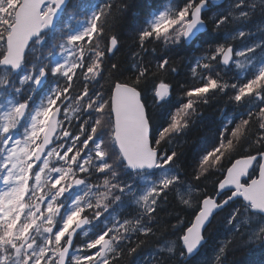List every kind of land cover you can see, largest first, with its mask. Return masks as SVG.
Instances as JSON below:
<instances>
[{
	"label": "snow or ice",
	"instance_id": "1",
	"mask_svg": "<svg viewBox=\"0 0 264 264\" xmlns=\"http://www.w3.org/2000/svg\"><path fill=\"white\" fill-rule=\"evenodd\" d=\"M65 2L0 0V67L17 69L32 39L51 24ZM113 2L109 0L93 11L86 27L66 37L58 52L62 62L50 69L45 65L38 74L30 71L22 78L21 84L31 82L33 88L49 71L61 81L41 101L23 134L17 137L14 133L25 116L27 101L11 105L6 114L0 115V264H120L125 255L131 257L150 236L156 235L149 225L156 219L157 208L185 181L175 175L164 176L136 196L131 184L116 180L113 165L121 161L127 169L141 174L145 170L178 167L177 151H161L162 144L170 143L171 138L188 128L197 110L194 98L207 104L210 94H223L226 90L228 101L236 106L248 104L249 110L219 132L215 145L193 169L196 183L188 189L189 198L181 196L180 202L183 208L196 209L195 213L189 223L185 224L180 216L171 226L176 229L184 225L177 236L184 249L181 256L198 249L205 238V225L229 201L239 198L242 205L227 220L234 232L221 242L217 264L229 245L242 235L237 223L241 211L246 215L240 222L245 224L247 213L264 214V65L256 67L250 78L242 82L228 83L219 72L210 74L216 65L232 64L246 70L252 63V53L261 44L235 52L228 42L205 49L189 70L192 84L183 93L185 102L153 141L149 136L147 105L139 89L149 69L141 65L134 79L109 81L105 77L104 83H111L109 94L105 93L104 84L94 92L90 87L105 72L106 55L119 44L109 30ZM209 3L210 0H186L175 11L160 12L138 33L139 48L145 50L146 43L152 41L167 46L189 40L198 26L204 25L202 10ZM257 3L264 4V0H252L249 7L254 8ZM243 6L244 0H238L233 9ZM229 17L246 20L249 12L220 16L213 31L227 23ZM245 35L239 32L232 39ZM85 51L93 55L86 59ZM116 69L113 63L108 72ZM167 71L175 72L176 67L165 59L155 66L152 75ZM169 94L168 84L162 80L155 83L154 103ZM257 172L258 178H252ZM209 175L215 185L213 192L193 197V187L199 189ZM245 177L249 179L245 181ZM74 188L80 189L81 194L72 200L70 210L62 213V198ZM220 193H225L222 199L218 198ZM122 197L132 198L136 205L134 217L103 222L93 236L85 232L87 239L74 244L78 230L99 221ZM134 234L136 241L132 240ZM256 242H264V226L247 240H241L240 246ZM168 243L167 249L158 250L171 254L175 241Z\"/></svg>",
	"mask_w": 264,
	"mask_h": 264
},
{
	"label": "trees",
	"instance_id": "2",
	"mask_svg": "<svg viewBox=\"0 0 264 264\" xmlns=\"http://www.w3.org/2000/svg\"><path fill=\"white\" fill-rule=\"evenodd\" d=\"M228 1L232 2L231 9L226 10L225 8L220 10L215 7L203 15V19L207 24V29L191 44L185 45L184 41H182L180 44L166 46L161 41H152L146 43L145 50H141L136 38L138 33L147 27L146 20L148 17L154 16L166 9L169 10V7L165 5L167 3L171 5L170 10L175 11L182 6L186 0H114L109 11V30L115 34L119 44L113 55H106L105 72L102 73L101 77L96 81L92 82L90 86L92 91H96L101 84H104L105 93L109 94L111 83L105 84V77H107L109 81L114 79H134L136 71L141 65L149 69L139 89L142 94V100L147 105L150 135L151 140L154 141L159 135V132L168 126L171 116L181 104L185 102L183 93L192 84L189 70L195 64L196 59L203 54L205 49L226 42L236 48L244 45L261 44V47L257 48L254 52L255 63H258L263 58L264 4L257 3L254 8H250L249 4L252 3V0H247V3L245 2L242 8L233 9V5L237 3L238 0ZM108 3L109 0H70L61 20L56 24L55 28L42 35L41 38L44 39V46L40 49L39 54H36L33 58H30V54H27L22 69L30 70L33 68V74L41 65H47L50 69V57L59 49L70 30L76 29L82 18H88L93 11L100 9ZM241 11L249 12V18L246 20L234 21L229 17L227 23L213 31L216 19L220 16H227L229 12H234V14H236ZM236 31H243L246 35L233 40L232 36ZM236 41H238L237 44ZM85 47L87 48V46ZM32 48L39 51V48L35 47V44L32 45ZM137 53L139 54L138 56L136 55ZM84 55L87 59L91 57L93 53L85 51ZM165 59L169 61V65L176 67V71H167L166 73L152 75V72L155 71V66ZM113 63L117 65V69L109 73L108 69ZM133 65H135V70ZM216 66L211 70L210 74L215 75L219 70L220 75L228 83L242 82L250 78V75L254 72L253 69L251 70V68H249L242 75H240L237 70H235L234 73H230V75L229 72L221 67L222 65ZM47 74L48 78L43 87L44 91L42 92H35L31 89L33 92L26 95L23 90L15 92L16 89L14 87L12 91L17 93L18 100H29L28 104L33 107L39 101L43 93L50 92V88L53 84L57 86L58 83L61 82L57 77H53L50 71ZM14 76L16 77V74ZM161 80L169 85L170 96L157 104L154 103V97L150 94L152 102L148 104L146 100H148L150 91L154 88L155 83ZM13 82L15 83L14 80ZM7 94V89H5L3 94L0 95V102L3 101ZM207 99L208 103L203 104L194 98V104L197 110L191 116L188 128L182 131L178 136L171 138L170 143L164 142L161 146V151H177L178 157L176 163L178 167H172L176 173L175 176L180 177V179L191 186L196 183L192 178L193 169L202 155L211 150L215 145L219 132L222 131L226 125L231 127L232 124L246 115V112L249 110L248 104L236 106L233 102L228 101L227 90L223 94H210ZM237 111L239 112L235 113ZM231 115L233 116L230 117ZM69 116H72L71 111L69 112ZM244 147H247V145L245 144ZM113 167L116 171V180L123 184H131V186L137 183L139 176L149 174V172H143L141 174L129 171L123 166L121 161H117ZM255 175L256 173H253L252 177ZM212 180L213 177L209 175L201 182V187L199 189L193 187L192 196H199L205 191L208 193L213 192L215 185L212 184ZM185 183L181 185L183 186ZM180 186H178V188ZM178 188L169 193L168 200L163 201L162 206L157 208V212L155 213L156 219L149 225V227L154 229L156 235L150 236L147 242L142 244L131 257L125 255V258L120 264H138L139 260H141L140 264H217L216 256L218 254V249L221 247V242L227 240L234 232L233 226L227 225V220L230 216L229 212L231 208L235 206L240 208L242 201L238 199L234 202H229L212 217L211 222L204 232L205 243L200 248L197 254L198 256H195L196 259L193 257V259L184 261L181 258L183 249L177 239L178 233L181 232L184 225L176 229H173L171 226L177 222L180 216L184 217L185 224L189 223L196 209L183 208L184 206L176 197V190ZM74 192L75 189H72L70 193H66L65 197L62 198L64 204L62 211H64V209L68 207V203L72 201ZM80 194L81 190L79 189V195ZM177 213L179 215H177ZM135 215L136 206L129 204V197H122L121 201L109 208L99 221L86 226L89 230L87 233L89 237L93 236L96 229L99 228L103 222L110 223L113 218H132ZM240 229L242 235L229 245L226 254L222 257L223 259H220L218 264H264V244L262 242H258L259 244L256 242L254 244H257V246L250 244L246 247H241L240 241L246 240L243 238L246 228L240 225ZM136 238V234H134L132 240L136 241ZM81 239H87V237L78 233L74 238V244L81 243ZM141 239H143V237H141ZM170 241H175L174 251L171 254L167 251H157L160 245ZM259 246L262 247L260 248ZM152 250H156V253H151L152 255L144 257V254ZM203 258L205 260H202ZM221 260L223 261L221 262Z\"/></svg>",
	"mask_w": 264,
	"mask_h": 264
},
{
	"label": "rangeland",
	"instance_id": "3",
	"mask_svg": "<svg viewBox=\"0 0 264 264\" xmlns=\"http://www.w3.org/2000/svg\"><path fill=\"white\" fill-rule=\"evenodd\" d=\"M247 1V0H246ZM232 5V2H229L228 4H227V7H226V9H229L230 7H232L231 6ZM168 7H169V10H170V8H171V6H169L168 5ZM153 20V19H152ZM239 32H243V31H236L234 34H233V36H236ZM232 36V37H233ZM236 39H239V37L237 36L235 39H233V40H236ZM238 43V41H236V44ZM235 44V45H236ZM232 46V45H231ZM252 46H255V45H252ZM249 46L248 45H246V46H240L239 48H236V51H239V50H244V49H246V48H248ZM233 48V47H232ZM262 51H263V57H264V46L262 47ZM239 60H240V62L242 63V64H247V62L245 61V59L243 58V57H240L239 58ZM254 61H255V54L254 53H252V63L251 64H253L254 63ZM262 63H264V58L262 59ZM250 64V65H251ZM235 66V65H234ZM239 69V68H238ZM239 70H241V69H239ZM242 72L244 71V70H241ZM153 96V95H152ZM152 100H151V95H149V97H148V100H147V102H148V104L151 102ZM13 104H15L13 101H8V102H6L5 103V105H4V107H3V115L4 114H6V111H7V109L11 106V105H13ZM40 106V104L34 109V110H31V111H29L28 112V115H27V122H26V124H27V127L29 126V124H30V118H31V115L34 113V111L38 108ZM176 173H175V171H174V169L172 168V167H169V168H167V169H160L158 172H157V174H156V178L155 179H153L152 177H150L149 175H144V176H140L139 177V183L141 184V189H140V191H139V194L138 195H136V196H139V195H141V194H143V192L144 191H146L149 187H151L152 186V184L153 183H156V182H158V180L160 179V178H162V177H164V176H171V175H175ZM188 189H189V187L187 188V190H185V189H182V190H180V188L178 189V197H179V195H181V196H183L185 199H187V198H189L188 197ZM192 193H193V191H192ZM129 204H131V205H135L133 202H132V198H129ZM68 211V210H67ZM245 217V215L244 214H242V217L241 218H238V220H237V223H241L240 221H241V219L242 218H244ZM59 219V218H58ZM249 220H250V216L249 215H247V223L249 222ZM255 223V222H254ZM261 226H264V218H261V219H259L257 222H256V225H255V227L256 228H247L246 230H245V234L243 235V238L244 239H248V237L253 233V231L255 230V229H257L256 231H258L259 230V228L261 227ZM255 231V232H256ZM85 232V230H83L82 231V233H84ZM170 245H169V243L167 242V243H164V244H162V245H160L159 247H163V248H165V249H167V247H169ZM159 247L157 248V251H158V249H159ZM160 251V250H159ZM150 254V255H152V254H154V253H156V250H152V251H150V252H147L146 254ZM152 253V254H151ZM146 254H144V255H146ZM202 260H205L204 258L202 259ZM140 262H141V260H139L138 261V264H140Z\"/></svg>",
	"mask_w": 264,
	"mask_h": 264
},
{
	"label": "bare ground",
	"instance_id": "4",
	"mask_svg": "<svg viewBox=\"0 0 264 264\" xmlns=\"http://www.w3.org/2000/svg\"><path fill=\"white\" fill-rule=\"evenodd\" d=\"M245 2L247 3V1L246 0H244V4H245ZM229 3V1H222V3H220V4H218L216 7L218 8V9H220V10H223V9H225L226 7H227V4ZM165 5H169V6H171L170 5V3H167V4H165ZM173 7H174V5H173ZM175 8V7H174ZM173 8V9H174ZM232 7H230L229 9H231ZM226 10H228V9H226ZM211 12V11H210ZM209 12V13H210ZM160 13V12H159ZM159 13H157L156 15H154V16H150V17H148V19L146 20V23H147V26H148V24H149V22L152 20V19H154ZM213 13V12H212ZM211 15V14H210ZM210 15H209V18H210ZM205 24H206V22H205ZM207 25V24H206ZM252 27V26H251ZM246 31V30H245ZM114 51H115V49H114ZM114 51L111 53V54H108V56H111V55H113V53H114ZM217 67V66H216ZM222 67V66H221ZM217 69V68H216ZM222 70V69H221ZM223 71V70H222ZM227 71V70H226ZM218 72H219V70H218ZM225 72V71H224ZM228 72V71H227ZM226 72V73H227ZM231 72V71H230ZM225 73V74H226ZM230 74V73H229ZM228 74V75H229ZM222 75H224V74H222ZM231 75V74H230ZM236 76H238V75H236ZM237 79V78H236ZM153 90V89H152ZM152 90L150 91V93H149V95L150 94H152ZM170 96V94L165 98V99H167L168 97ZM164 100V99H163ZM147 101V100H146ZM152 102V101H151ZM150 102V103H151ZM239 111H237V112H235V113H238ZM233 113V112H232ZM231 113V114H232ZM230 114V113H229ZM234 114V113H233ZM233 115H231L230 117H232ZM240 116V115H239ZM227 117H229V116H227ZM235 118H237V117H235ZM227 122H228V120H227ZM233 122V121H232ZM225 123H226V119H225ZM232 124V123H231ZM230 124V125H231ZM194 126V125H193ZM221 126V125H220ZM223 126H224V124H223ZM223 130V129H222ZM149 136H150V139H151V135H150V125H149ZM127 170H129V171H131L130 169H127ZM160 169H151V170H146V171H148L149 172V174H147V175H149L150 177H152L153 179H155L156 178V174H157V172L159 171ZM141 176H144V175H141ZM140 177V176H139ZM139 177H138V180H139ZM247 179H249L248 177L246 178V179H244L245 181L247 180ZM243 182V181H242ZM191 185L190 184H187V183H185V185H181L179 188H180V190H182V189H185V190H187V188L188 187H190ZM178 188V189H179ZM140 189H141V184L139 183V181H137V183L136 184H134V185H132V190L134 191V193H135V195H138L139 194V191H140ZM178 189L176 190V197H177V199H179L180 200V197H181V195H179V197H178ZM130 198V197H129ZM221 199V198H220ZM128 201V200H127ZM136 206V205H135ZM130 207V206H129ZM132 207V206H131ZM130 211V210H129ZM212 220V219H211ZM211 220L209 221V223L211 222ZM209 223L207 224V226L209 225ZM206 226V227H207ZM206 227H205V229H204V232H205V230H206ZM225 228V227H224ZM83 230H85V232H88L89 230H88V228H86V227H84V229H81L78 233L80 234V235H83L84 236V233H82V231ZM228 230V229H227ZM229 231V230H228ZM75 238V237H74ZM258 243V242H257ZM259 244V243H258ZM253 245H255V244H253ZM252 245V246H253ZM263 245V244H262ZM255 246H257V244L255 245ZM260 247V246H259ZM262 247V246H261ZM260 247V248H261ZM216 248V247H215ZM219 248V247H218ZM182 249H183V247H182ZM259 249V248H258ZM174 251V250H173ZM183 251H184V249H183ZM200 251V250H199ZM198 254V253H197ZM200 254V253H199ZM150 254L148 253V254H146V255H144V257H148ZM198 256V255H197ZM196 256V257H197ZM196 257H195V259H196ZM181 258L184 260V261H187V260H185V255L184 256H181ZM191 259H193V258H191ZM223 259V258H222ZM223 260H221V262H222Z\"/></svg>",
	"mask_w": 264,
	"mask_h": 264
},
{
	"label": "water",
	"instance_id": "5",
	"mask_svg": "<svg viewBox=\"0 0 264 264\" xmlns=\"http://www.w3.org/2000/svg\"><path fill=\"white\" fill-rule=\"evenodd\" d=\"M68 1H69V0H66L65 4H64L60 9H58V10L56 11V13H55L54 16H53V20H52L51 24H50L48 27L42 29L40 33H42V32H44V31L48 30L49 28H52V27H53V25L56 23V21H57L58 18L60 17L62 11L64 10L65 6L67 5ZM222 1H224V0H218V3L220 4V3H222ZM210 2H211V0H210ZM207 9H208V7H206L204 10H202V14H203V12L207 11ZM205 30H206V25H205V24H204L203 26H198V30L194 32L193 36H192L189 40L184 41L185 45L190 44V43H191V42H192V41H193L198 35L202 34ZM40 33H39V34H40ZM39 34H38V35H39ZM34 38H35V37H34ZM34 38H33V39H34ZM33 39H32V40H33ZM43 81H44V80L41 81V84L43 83ZM41 84H40L38 87H36V89H39L40 86H41ZM131 171H132V170H131ZM246 178H247V177H245L244 179H246ZM254 178H258V172H257V176L254 177ZM222 194H223V193H220L219 196H218V198H219ZM236 199H237V198H236ZM233 200H234V199H233ZM220 209H221V208L217 209V210L214 212L213 216H214V215L216 214V212H218ZM261 214H262V213H261ZM263 215H264V214H263ZM213 216H212V217H213ZM212 217L209 219V221L212 219ZM209 221L207 222V224L209 223ZM207 224L205 225V227L207 226ZM78 231H79V230H78ZM204 243H205V239L201 242L200 246L198 247V249H197L193 254H191V255H185V260H190L191 258L195 257V256L197 255V253L199 252L200 248L202 247V245H203Z\"/></svg>",
	"mask_w": 264,
	"mask_h": 264
},
{
	"label": "flooded vegetation",
	"instance_id": "6",
	"mask_svg": "<svg viewBox=\"0 0 264 264\" xmlns=\"http://www.w3.org/2000/svg\"><path fill=\"white\" fill-rule=\"evenodd\" d=\"M224 70H225V69H224ZM225 71H226V70H225ZM230 71H231V72H230ZM228 72H229V73H232V69H229Z\"/></svg>",
	"mask_w": 264,
	"mask_h": 264
}]
</instances>
